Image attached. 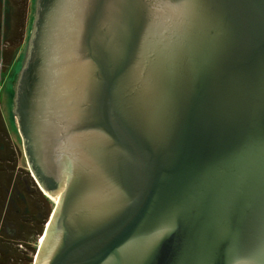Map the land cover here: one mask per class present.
I'll use <instances>...</instances> for the list:
<instances>
[{"label":"water","instance_id":"obj_1","mask_svg":"<svg viewBox=\"0 0 264 264\" xmlns=\"http://www.w3.org/2000/svg\"><path fill=\"white\" fill-rule=\"evenodd\" d=\"M13 113L33 264H264V0H35Z\"/></svg>","mask_w":264,"mask_h":264},{"label":"trees","instance_id":"obj_2","mask_svg":"<svg viewBox=\"0 0 264 264\" xmlns=\"http://www.w3.org/2000/svg\"><path fill=\"white\" fill-rule=\"evenodd\" d=\"M27 5L28 0H0V40L4 44L0 64L6 65L5 70L13 65L26 41ZM2 77L0 67V80ZM17 77L14 73L11 97ZM10 146L8 137L0 136V264H27L32 263L27 255H35L53 208L52 202L34 186L28 172H16L15 153ZM44 205L46 211L42 213L39 207Z\"/></svg>","mask_w":264,"mask_h":264},{"label":"rangeland","instance_id":"obj_3","mask_svg":"<svg viewBox=\"0 0 264 264\" xmlns=\"http://www.w3.org/2000/svg\"><path fill=\"white\" fill-rule=\"evenodd\" d=\"M34 8H35V0H28V5L25 9V15L28 16L27 20L29 24L28 29L26 30V35H25L26 41H24L25 42L24 45L22 46L17 57L15 58V62L8 70H5L6 65H4L3 63L0 64V67L3 71V77L0 80V136L6 135V137H8V140L10 141V144H11L10 148H12L15 153V166H16L17 173H22L28 170V167H27L26 159L23 153L22 140L18 133L17 121L13 113V96L11 97L12 95L11 83H12V78H13L14 73L19 74L21 67L23 65V62H24L23 56H25V53H26V45H27V41H28L29 34L31 31L32 21L34 19ZM3 47H4V44L0 40V50H4ZM30 178L32 179V177ZM32 182L34 186L36 187L33 179H32ZM39 192H41V194H43L48 199V202L49 201L52 202V200L48 198L50 195L48 196V194H45L42 191H39ZM51 204H52V208H54V203L52 202ZM39 210H42V213H45L46 206L44 205L43 207H39ZM35 255L31 256V252L28 253L27 258H31L32 263L27 262V264H33Z\"/></svg>","mask_w":264,"mask_h":264},{"label":"flooded vegetation","instance_id":"obj_4","mask_svg":"<svg viewBox=\"0 0 264 264\" xmlns=\"http://www.w3.org/2000/svg\"><path fill=\"white\" fill-rule=\"evenodd\" d=\"M28 167V166H27ZM28 173H29V175H30V170H29V168H28V170H26ZM31 177V176H30ZM35 183V182H34ZM35 185H36V187H37V189L40 191V189H39V187H38V185L35 183ZM51 190H55V186H54V184L53 183H47L46 184ZM54 188V189H53ZM50 192H52V191H50ZM54 192V191H53ZM41 239V238H40Z\"/></svg>","mask_w":264,"mask_h":264},{"label":"bare ground","instance_id":"obj_5","mask_svg":"<svg viewBox=\"0 0 264 264\" xmlns=\"http://www.w3.org/2000/svg\"><path fill=\"white\" fill-rule=\"evenodd\" d=\"M48 196H49V195H48ZM48 198H50L54 204H55V202L57 201V197H55V198L53 199L52 197L49 196Z\"/></svg>","mask_w":264,"mask_h":264}]
</instances>
